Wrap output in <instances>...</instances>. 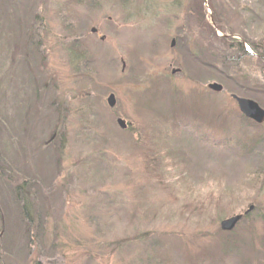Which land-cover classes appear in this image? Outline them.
<instances>
[{
	"label": "rangeland",
	"instance_id": "1",
	"mask_svg": "<svg viewBox=\"0 0 264 264\" xmlns=\"http://www.w3.org/2000/svg\"><path fill=\"white\" fill-rule=\"evenodd\" d=\"M263 49L264 0H0V264H264Z\"/></svg>",
	"mask_w": 264,
	"mask_h": 264
},
{
	"label": "water",
	"instance_id": "2",
	"mask_svg": "<svg viewBox=\"0 0 264 264\" xmlns=\"http://www.w3.org/2000/svg\"><path fill=\"white\" fill-rule=\"evenodd\" d=\"M92 33L93 34L97 33V30L93 29ZM175 43H176L175 40H173L172 41V48L175 47ZM173 73L176 74L177 72L174 71ZM209 88L211 90H213L214 92H222L223 91V87L219 84H211L209 86ZM231 98L237 103V106H238L240 113L245 118H247L251 121H254L257 124L264 123V109H262L259 106V104H257L256 102H254L252 100L241 98V97H238L236 95H232ZM107 103H108L110 108H114L116 105L115 96L110 95V97L107 100ZM117 124L122 130H127V128H128L127 123L122 119H118ZM252 209L253 208H250V211ZM245 214L247 215L248 212H246ZM243 217H244V215H238V216H234L230 219L223 221L221 223V230L223 232L233 231L235 229V227L239 224V222L243 219Z\"/></svg>",
	"mask_w": 264,
	"mask_h": 264
},
{
	"label": "trees",
	"instance_id": "3",
	"mask_svg": "<svg viewBox=\"0 0 264 264\" xmlns=\"http://www.w3.org/2000/svg\"><path fill=\"white\" fill-rule=\"evenodd\" d=\"M239 47H240V49H239V52H240V56L241 57H247V58H251L252 57V55H250V53H246V52H244V50L242 49V44L241 45H239ZM261 57L262 58H264V49L261 51ZM236 75V78H237V81H238V86H240V84L243 82L242 81V79H246L247 78V75H246V73L242 76L241 75V72H238V73H236L235 74ZM196 122V121H195ZM194 121H192V124H194L195 123ZM246 122V121H245ZM198 123V125L201 127V128H204L201 124H199V122H197ZM249 129V128H248ZM248 129L246 130V128H245V130H246V132L244 133V135H247V136H250L251 135V133H247V131H248ZM254 130V129H253ZM247 144H246V146H245V148L247 149ZM157 155V159H158V155H159V153H157L156 154ZM156 159V160H157ZM161 159V158H160ZM263 167V166H262ZM2 171V170H1ZM1 171H0V173H1ZM264 172V167H263V171L262 170H259L255 175H256V177L257 176H259L261 173H263ZM264 174V173H263ZM254 175V176H255ZM3 176V175H2ZM18 190V189H17ZM21 194V195H20ZM17 195H18V200L21 202V201H23V200H25L24 199V197L26 196V191L25 192H23L22 190H18L17 191ZM22 198H21V197ZM196 205H201V203L199 202V201H197L196 202ZM30 208H29V206L28 205H26V207H25V217H28V218H31L30 217V210H29ZM249 218V215H245L244 217H243V219L240 221V223L238 224V227L243 223V222H245L246 221V219H248ZM246 226V229H245V234L243 235V236H240L239 237V242H237L236 243V245L237 246H232V248H229V251H228V249H227V254H225L227 257H236L239 261H240V263H244L243 262V260L242 259H248V257H250L249 259H251V260H255V259H257L258 257H259V255H260V252L258 251V250H256L255 249V236L252 234V229H251V231H250V229L248 230V228L249 227H251L250 225H244V227ZM251 233V234H250ZM249 236V237H248ZM241 249H243L244 251H245V254H241V255H239V256H234L233 254L235 253V252H237V251H239V250H241ZM256 253H259L258 254V257H256L255 256V254ZM243 255V256H242ZM248 256V257H247ZM248 262H249V260H248Z\"/></svg>",
	"mask_w": 264,
	"mask_h": 264
}]
</instances>
